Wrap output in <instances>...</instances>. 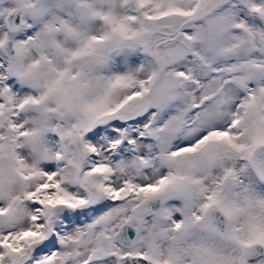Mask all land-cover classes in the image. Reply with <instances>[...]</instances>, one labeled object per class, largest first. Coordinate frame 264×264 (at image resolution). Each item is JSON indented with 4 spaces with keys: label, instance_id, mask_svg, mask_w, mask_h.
Here are the masks:
<instances>
[{
    "label": "snow or ice",
    "instance_id": "6c2138e0",
    "mask_svg": "<svg viewBox=\"0 0 264 264\" xmlns=\"http://www.w3.org/2000/svg\"><path fill=\"white\" fill-rule=\"evenodd\" d=\"M0 264H264V0H0Z\"/></svg>",
    "mask_w": 264,
    "mask_h": 264
}]
</instances>
